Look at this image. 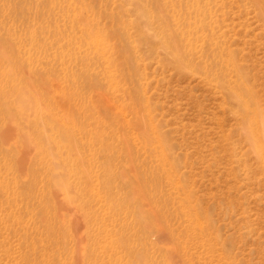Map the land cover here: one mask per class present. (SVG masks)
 Segmentation results:
<instances>
[{
	"label": "rangeland",
	"instance_id": "374dc122",
	"mask_svg": "<svg viewBox=\"0 0 264 264\" xmlns=\"http://www.w3.org/2000/svg\"><path fill=\"white\" fill-rule=\"evenodd\" d=\"M19 84L0 264H264V0H0Z\"/></svg>",
	"mask_w": 264,
	"mask_h": 264
},
{
	"label": "bare ground",
	"instance_id": "6f19581e",
	"mask_svg": "<svg viewBox=\"0 0 264 264\" xmlns=\"http://www.w3.org/2000/svg\"><path fill=\"white\" fill-rule=\"evenodd\" d=\"M168 31V30H167ZM166 31V32H167ZM170 34V33H168ZM172 37V36H171ZM5 58V57H4ZM16 63V62H15ZM15 64L13 63V66ZM18 65V64H17ZM7 67V66H6ZM10 67V66H9ZM11 68V67H10ZM9 68V69H10ZM5 69V68H4ZM13 69V68H11ZM19 69V68H18ZM20 71V70H19ZM10 72V70H9ZM5 74V73H2L1 76ZM12 74V73H11ZM13 75V74H12ZM11 75V76H12ZM20 76V75H19ZM13 78V77H11ZM23 78V76H22ZM15 79V77H14ZM13 79V80H14ZM20 80H21V77H20ZM23 80V79H22ZM15 81V80H14ZM24 81V80H23ZM21 83V82H20ZM16 86V85H15ZM25 88V86H24ZM23 88V85H18L17 89L12 93H9L7 94L6 91H3V95H4V98L6 100V98L8 100H6L8 103V105L5 106V108H3V104L2 102L0 101V112L2 111V114H5L4 116V119L2 121V128L3 131L1 132L0 134V139L1 141L3 142L4 139H8L9 137L15 139L13 137V132L15 130V127L18 126V128H20V133H19V138H23L21 140V148L18 147L19 150H21L22 148L25 149V148H29V146H31V144H29V133L27 130H29L27 128V124H28V113H27V104H28V98H26V92H24V89ZM245 91V90H244ZM246 92V91H245ZM240 97V100H237V102L239 103V101H241L242 99V96H239ZM24 104H25V107H24ZM244 107H246L248 110L250 107H247L246 105H244ZM259 113V112H258ZM255 114V113H254ZM248 119H251L248 117ZM254 121L257 122L258 124V132H257V136L255 135V139L256 141L258 140L260 142V147L258 148V152L260 154V158H262L264 160V115H255L254 116ZM18 130V129H17ZM251 130V129H250ZM16 132V130H15ZM252 132V130H251ZM17 133V132H16ZM15 135V134H14ZM251 135V134H250ZM9 138V141L8 142H12V140ZM15 144H17L15 142V140H13ZM4 143V142H3ZM7 143V142H6ZM13 143V142H12ZM9 145V144H8ZM13 145V144H12ZM11 146V144H10ZM9 146V147H10ZM257 146V145H256ZM13 149V148H12ZM15 149V148H14ZM11 150V148H10ZM16 151L17 149L14 151L16 154ZM23 151V150H22ZM26 151V150H25ZM28 151H30L28 149ZM18 152V151H17ZM24 155H25V152L23 151ZM23 153H22V156H21V160L23 162V159L25 156H23ZM30 154V153H29ZM18 157V156H17ZM20 157V156H19ZM18 159V158H17ZM19 160V159H18ZM25 161V160H24ZM21 162H19V165L20 166ZM25 165V164H24ZM21 167V166H20ZM19 168V167H18Z\"/></svg>",
	"mask_w": 264,
	"mask_h": 264
}]
</instances>
